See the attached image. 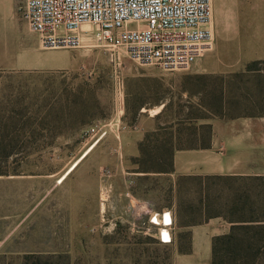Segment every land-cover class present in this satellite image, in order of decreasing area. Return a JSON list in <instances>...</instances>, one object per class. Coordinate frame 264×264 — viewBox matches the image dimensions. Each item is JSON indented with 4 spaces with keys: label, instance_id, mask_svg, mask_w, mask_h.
<instances>
[{
    "label": "rangeland",
    "instance_id": "obj_1",
    "mask_svg": "<svg viewBox=\"0 0 264 264\" xmlns=\"http://www.w3.org/2000/svg\"><path fill=\"white\" fill-rule=\"evenodd\" d=\"M1 3L0 23L14 30L18 65L29 68L0 72V111L10 107L7 117L13 118V109L22 112L26 117L19 123L29 131L32 115L41 108L45 118L37 123L46 130L52 128L44 141H56L41 157L29 158L22 170L45 172L63 165L67 173L63 188L50 195L48 206L26 217L32 200L18 198L14 189L0 185V264H181L172 247L152 237L156 225L142 212L144 204H126L119 195L121 176L132 169L134 159L129 161L127 155L135 142L114 139L123 127L135 123V115L122 117L128 95L134 110L138 101L156 99L150 87H158L160 96L167 93L166 84L156 77L187 73L191 68L162 72L140 66L86 33L82 48L43 50L35 34L30 32L33 39L28 35V25L17 11L18 0L11 10ZM212 6L214 48L202 56L220 60L212 70L235 71L245 56L264 57V48H233V35L216 32V21L223 15L239 13L255 21L257 12L264 13V0H212ZM29 41L34 44L32 53L24 52ZM253 68L264 72V60ZM134 75H142V81L137 82ZM99 123L106 126L90 137L87 131ZM20 139L30 141L28 135ZM163 142L147 141L145 149L155 150ZM111 185L117 193L108 198ZM256 216L264 220L260 207ZM56 220L62 240L46 241L48 236L41 231ZM181 238L183 249H188V235L183 233ZM196 261L206 264L208 259Z\"/></svg>",
    "mask_w": 264,
    "mask_h": 264
},
{
    "label": "crops",
    "instance_id": "obj_2",
    "mask_svg": "<svg viewBox=\"0 0 264 264\" xmlns=\"http://www.w3.org/2000/svg\"><path fill=\"white\" fill-rule=\"evenodd\" d=\"M16 1L3 0V6L11 10ZM1 5L0 0V8ZM263 14L257 12L255 21H248L239 13L229 18L220 16L216 32L233 35V48L258 51L264 48ZM213 20L214 11L212 25ZM33 46L29 41L24 52L32 53ZM16 49L14 30L0 23V72L29 68L18 65ZM262 56H245L235 71L212 70L220 60L201 57L187 73L159 76L165 79L156 77L168 87L164 96L152 86L150 92L156 99L138 101L134 110H130L131 95L127 96L122 117L135 115V123L123 127L114 141H134L133 152L127 155L129 161H134L132 169L121 176L119 195L126 204H144L157 213H170L174 241L161 243L157 232L152 237L172 247L176 257L182 259L181 264H199V258L212 264L213 238L228 234L233 225L247 224L230 214L243 191L254 202L264 199V72L248 68L264 60ZM134 77L137 82L142 81V75ZM9 111L7 107L0 115ZM147 141H164L168 149L165 169L156 166L161 163V153H142L140 146ZM66 173L63 165H54L50 171L0 176V185L14 189L18 198L32 200L26 217L48 206L50 195L63 188ZM160 182H164L163 188ZM114 193L117 191L111 185L107 197L112 198ZM54 204L53 208L58 209V204ZM41 232L48 236L46 241L62 240L58 237L57 220L48 222ZM183 233L188 235L186 250L182 246Z\"/></svg>",
    "mask_w": 264,
    "mask_h": 264
},
{
    "label": "built area",
    "instance_id": "obj_3",
    "mask_svg": "<svg viewBox=\"0 0 264 264\" xmlns=\"http://www.w3.org/2000/svg\"><path fill=\"white\" fill-rule=\"evenodd\" d=\"M17 11L43 50L79 49L83 34H92L108 49L162 72L187 71L214 46L212 0H18ZM105 126L87 134L95 137ZM141 206L160 242L171 244L170 213Z\"/></svg>",
    "mask_w": 264,
    "mask_h": 264
},
{
    "label": "trees",
    "instance_id": "obj_4",
    "mask_svg": "<svg viewBox=\"0 0 264 264\" xmlns=\"http://www.w3.org/2000/svg\"><path fill=\"white\" fill-rule=\"evenodd\" d=\"M255 64H250L248 68L251 70ZM41 112L40 108L32 115L34 124L29 131L19 123L26 117L22 112L13 109L11 115L14 114V118L0 115V176L21 175L29 158L41 157L47 148L55 145L56 141H44L46 132L52 128L46 130L41 123H37L45 118ZM27 135L30 141L20 139ZM52 136H56L55 133ZM140 149L142 153H147L145 144L142 143ZM155 150L161 153L162 158L156 166L163 170L168 164L164 160L168 149L160 145ZM259 207L264 211V199L254 202L243 191L230 214L247 224L233 225L228 234L213 238L212 264H264V224H261L264 220L256 216ZM206 212L211 213V210Z\"/></svg>",
    "mask_w": 264,
    "mask_h": 264
},
{
    "label": "bare ground",
    "instance_id": "obj_5",
    "mask_svg": "<svg viewBox=\"0 0 264 264\" xmlns=\"http://www.w3.org/2000/svg\"><path fill=\"white\" fill-rule=\"evenodd\" d=\"M164 220H165V222H166L167 224H169L170 221H171V217H170L168 214H166V215L164 216ZM163 233H164V235H165V238H167V237H168V236H167V232H166V231H163Z\"/></svg>",
    "mask_w": 264,
    "mask_h": 264
}]
</instances>
